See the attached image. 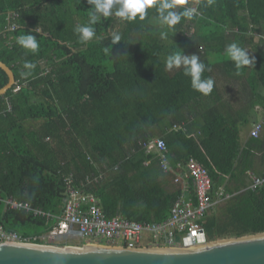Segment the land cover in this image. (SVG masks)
Segmentation results:
<instances>
[{
	"label": "trees",
	"instance_id": "16d2710c",
	"mask_svg": "<svg viewBox=\"0 0 264 264\" xmlns=\"http://www.w3.org/2000/svg\"><path fill=\"white\" fill-rule=\"evenodd\" d=\"M189 6L194 17L182 19L166 39L151 8L143 21L102 17L85 44L74 28L88 22L87 0H0V60L19 85L0 95V224L25 236L49 232L55 218L9 209L2 199L13 196L60 215L69 174L108 217L164 220L182 192L173 179L194 158L209 172L211 195L220 188L230 194L201 219L208 239L264 231V181L250 187L251 174L264 178V134L243 145L239 125L215 105L221 70L241 75L250 66V88L264 102V48L239 70L229 58H215L232 42L245 48L254 34L264 43V0H188L180 7ZM113 32L122 36L116 45ZM21 34L36 37L37 53L16 43ZM174 51L200 57L202 79L214 81L209 94L194 90L182 68L165 70ZM24 61L36 65L27 77ZM7 80L0 68V87ZM155 138L164 139L171 170L146 150ZM186 195L194 197L190 178Z\"/></svg>",
	"mask_w": 264,
	"mask_h": 264
},
{
	"label": "built area",
	"instance_id": "2783aa9c",
	"mask_svg": "<svg viewBox=\"0 0 264 264\" xmlns=\"http://www.w3.org/2000/svg\"><path fill=\"white\" fill-rule=\"evenodd\" d=\"M13 29L14 26H11ZM14 90L19 88L16 83ZM7 110L10 104L6 100ZM1 107V103H0ZM0 108V112H2ZM264 121H256L250 129V136L258 137L263 129ZM177 128V125L173 126ZM147 151H154L164 171L171 170L166 156L164 139L155 138L145 144ZM184 171L177 172L174 182H182L183 178H190L194 184V197L187 196V188L182 186V192L174 201L169 216L157 222H139L125 218L119 214L108 217L97 204L92 193L75 184L74 177H65L66 199L63 211L54 216L38 207H32L29 202L21 201L13 196L2 199L7 208L12 210L25 209L34 215L44 216L46 219H56V224L49 232L25 236L6 229L0 224V243H31L52 245L58 247L81 246L83 244H106L121 247H161V246H197L209 241L205 228L201 222L203 216L217 203L228 198L220 188L215 195H211L212 180L207 168L194 158L185 163ZM251 188L261 184L264 178L251 174ZM79 235L82 243L78 245H56L48 241H58Z\"/></svg>",
	"mask_w": 264,
	"mask_h": 264
},
{
	"label": "water",
	"instance_id": "95a60500",
	"mask_svg": "<svg viewBox=\"0 0 264 264\" xmlns=\"http://www.w3.org/2000/svg\"><path fill=\"white\" fill-rule=\"evenodd\" d=\"M8 80L3 95L15 83L13 70L0 60ZM0 264H264V231L209 240L197 246L121 247L106 244L52 246L0 243Z\"/></svg>",
	"mask_w": 264,
	"mask_h": 264
},
{
	"label": "clouds",
	"instance_id": "9594fccd",
	"mask_svg": "<svg viewBox=\"0 0 264 264\" xmlns=\"http://www.w3.org/2000/svg\"><path fill=\"white\" fill-rule=\"evenodd\" d=\"M188 0H87L90 5L87 24L77 25L74 33L77 34L80 43L91 41L96 35L94 25L103 18L116 17L121 22H134L139 18L143 21L151 8L155 9L157 26L160 29L161 38L166 39L168 33L174 30L182 19H192L196 14V9L180 7L187 4ZM213 0H208L210 5ZM122 36L118 32L111 34L113 45L121 42ZM16 43L27 52L35 54L39 50V42L32 34H21L16 37ZM107 52V49H105ZM225 55L233 63L237 70L253 63L248 51L238 43L232 42L225 48ZM22 77H27L36 65L30 61H24ZM183 69V74L191 80V87L202 93L209 94L214 86L211 78L202 79V74L206 70V65L200 60L198 55H185L180 51H174L167 55L165 60V70Z\"/></svg>",
	"mask_w": 264,
	"mask_h": 264
},
{
	"label": "crops",
	"instance_id": "0c3cea01",
	"mask_svg": "<svg viewBox=\"0 0 264 264\" xmlns=\"http://www.w3.org/2000/svg\"><path fill=\"white\" fill-rule=\"evenodd\" d=\"M194 29L195 26L191 24L188 26L189 33ZM260 37V35L254 34L252 43H247L244 46L251 59H254L258 51L264 48V43L260 42ZM189 55L192 54L190 53ZM224 57H226L225 53L215 58L216 60H223ZM253 81H255V74L252 66H250L249 70L241 75L231 76L221 70L216 82L220 99L215 102V105L224 111L229 120L239 125V137L243 145L250 138V129L253 123L264 121V102L258 100L257 96L252 93L250 84ZM262 131H264V125ZM183 171L180 172L182 173ZM182 186L187 188V178L185 177L183 178Z\"/></svg>",
	"mask_w": 264,
	"mask_h": 264
},
{
	"label": "rangeland",
	"instance_id": "374dc122",
	"mask_svg": "<svg viewBox=\"0 0 264 264\" xmlns=\"http://www.w3.org/2000/svg\"><path fill=\"white\" fill-rule=\"evenodd\" d=\"M264 133V131H261V135ZM49 243H52V244H56V245H63V244H72V245H78V244H81V238L79 236H74L70 239H68L67 241L63 240V239H59L58 241H54V240H49L48 241Z\"/></svg>",
	"mask_w": 264,
	"mask_h": 264
}]
</instances>
